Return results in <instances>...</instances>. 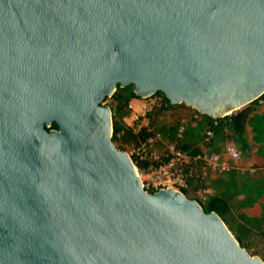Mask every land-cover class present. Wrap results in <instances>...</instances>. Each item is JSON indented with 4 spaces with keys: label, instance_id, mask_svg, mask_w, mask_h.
Instances as JSON below:
<instances>
[{
    "label": "water",
    "instance_id": "obj_1",
    "mask_svg": "<svg viewBox=\"0 0 264 264\" xmlns=\"http://www.w3.org/2000/svg\"><path fill=\"white\" fill-rule=\"evenodd\" d=\"M127 86L211 119L252 103L264 0H0V264H264L143 189L104 104Z\"/></svg>",
    "mask_w": 264,
    "mask_h": 264
},
{
    "label": "trees",
    "instance_id": "obj_2",
    "mask_svg": "<svg viewBox=\"0 0 264 264\" xmlns=\"http://www.w3.org/2000/svg\"><path fill=\"white\" fill-rule=\"evenodd\" d=\"M155 95L160 96L165 105L152 109L146 116L152 129L160 134L164 145L173 144L182 151L196 155L221 153L226 142L233 141L241 150L243 157L238 165L246 170L210 174L206 183L213 190L212 196L203 201L197 198L196 191L201 183L194 177L183 194L196 200L205 213L217 214L239 245L248 250L253 238L259 236L264 239V203L261 202L264 198V112L253 108L247 113L246 110L237 111L223 118L211 119L184 104L172 105L162 93ZM133 99H136L133 87L127 86L118 87L104 101L111 111L112 141L123 151L145 138L144 133L134 134L126 126L125 120L130 116L128 104ZM260 100L262 104H259ZM250 104L253 107L264 106V94ZM208 128L212 129L213 137L204 143L203 136ZM51 129H57L56 124ZM163 160L166 161V156H163ZM132 161L137 168L145 166L135 159Z\"/></svg>",
    "mask_w": 264,
    "mask_h": 264
},
{
    "label": "built area",
    "instance_id": "obj_3",
    "mask_svg": "<svg viewBox=\"0 0 264 264\" xmlns=\"http://www.w3.org/2000/svg\"><path fill=\"white\" fill-rule=\"evenodd\" d=\"M134 100L128 104L130 116L125 120L126 126L134 134L144 133L145 138L138 144L132 145L126 153L131 159L145 164L143 168L135 166L137 176L145 191L154 193L162 189H171L183 193L189 189V181L194 177L201 183V187L196 191V196L203 201L213 195V190L206 183L210 174L246 170L238 165L243 154L233 141H227L224 151L221 153L211 152L196 155L182 151L173 144L164 145L160 134L152 129L146 116L152 109L165 105L162 98L153 95ZM259 104H262L261 100ZM212 137L213 131L208 128L204 133L203 142L208 143ZM158 146L163 147L162 152L157 151ZM163 156H166V161L163 160Z\"/></svg>",
    "mask_w": 264,
    "mask_h": 264
},
{
    "label": "rangeland",
    "instance_id": "obj_4",
    "mask_svg": "<svg viewBox=\"0 0 264 264\" xmlns=\"http://www.w3.org/2000/svg\"><path fill=\"white\" fill-rule=\"evenodd\" d=\"M255 109L258 110L259 112H264V106H260V107H253L251 104L246 105L245 107L241 108L238 111H244V110H250V109ZM130 148V147H129ZM128 148V149H129ZM128 149L126 151H128ZM157 151L158 152H162V147L158 146L157 147ZM252 162H257L258 160L254 159L250 160ZM244 167V166H243ZM245 168V167H244ZM247 168V167H246ZM262 203H264V198L261 200ZM247 252L252 255V256H257L259 258H261L264 261V239L257 236L255 238H253L251 240V245L250 248L247 250Z\"/></svg>",
    "mask_w": 264,
    "mask_h": 264
},
{
    "label": "crops",
    "instance_id": "obj_5",
    "mask_svg": "<svg viewBox=\"0 0 264 264\" xmlns=\"http://www.w3.org/2000/svg\"><path fill=\"white\" fill-rule=\"evenodd\" d=\"M132 101H135V100L133 99ZM135 104H136V102H135ZM219 153H220V152H219Z\"/></svg>",
    "mask_w": 264,
    "mask_h": 264
}]
</instances>
